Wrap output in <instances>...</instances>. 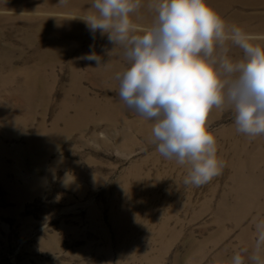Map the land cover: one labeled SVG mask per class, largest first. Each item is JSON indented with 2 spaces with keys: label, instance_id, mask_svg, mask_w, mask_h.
Segmentation results:
<instances>
[{
  "label": "rangeland",
  "instance_id": "rangeland-1",
  "mask_svg": "<svg viewBox=\"0 0 264 264\" xmlns=\"http://www.w3.org/2000/svg\"><path fill=\"white\" fill-rule=\"evenodd\" d=\"M43 2L0 0V264L264 261V134L238 132L234 112L214 107L206 123L224 166L185 185L191 163L163 157L156 121L118 95L124 48ZM210 6L228 28L264 34V0ZM93 51L99 67L81 59ZM218 54L243 59L235 47Z\"/></svg>",
  "mask_w": 264,
  "mask_h": 264
},
{
  "label": "clouds",
  "instance_id": "clouds-1",
  "mask_svg": "<svg viewBox=\"0 0 264 264\" xmlns=\"http://www.w3.org/2000/svg\"><path fill=\"white\" fill-rule=\"evenodd\" d=\"M65 4L67 0H59ZM141 0H92L93 13L80 16L95 37L124 48L130 66L117 73L120 99L129 109L156 121L152 134L157 151L191 163L185 185L200 187L221 174L216 138L207 120L214 107L227 105L235 114L237 131L255 137L264 134V34L227 27L207 0H163L155 7L150 28L138 27L132 15ZM239 48L243 59L225 52ZM107 51V50H106ZM109 54V52H108ZM102 63L94 51L81 57ZM264 248V223L258 225L257 252ZM253 264H264L252 254ZM232 264H245L236 254Z\"/></svg>",
  "mask_w": 264,
  "mask_h": 264
},
{
  "label": "bare ground",
  "instance_id": "bare-ground-1",
  "mask_svg": "<svg viewBox=\"0 0 264 264\" xmlns=\"http://www.w3.org/2000/svg\"><path fill=\"white\" fill-rule=\"evenodd\" d=\"M43 2V1H47L50 3V7L48 10H51L50 12H56V11H64V10H73V12H69V11H65L64 13L66 14H76V12L78 13V15L82 16V15H87L85 13H82L80 11L83 12H93L94 10L90 8V4L92 2V0H67V3L62 4L60 3L57 8H52L53 6L57 5L55 4L56 0H38V2ZM163 0H141L142 3V7L139 8L135 13L130 14L132 15L133 20H139V21H143L146 24H150L153 25L154 21H155V17H156V12H155V7L158 6L160 3H162ZM208 4H212L213 2L215 3L216 0H207ZM44 3V2H43ZM151 6H153L152 11L155 13V16H150L149 14H144L142 12H140L141 10H144L145 8H150ZM225 6V4H222L220 6V8L218 9V11H221L223 9V7ZM41 9V7L39 8L38 6V10ZM140 12V13H139ZM34 81V80H32ZM37 80H35L36 82ZM44 130V129H43ZM41 130V132L43 131Z\"/></svg>",
  "mask_w": 264,
  "mask_h": 264
}]
</instances>
